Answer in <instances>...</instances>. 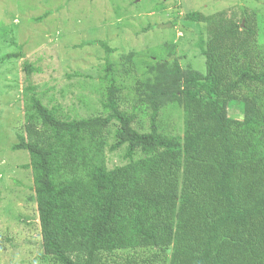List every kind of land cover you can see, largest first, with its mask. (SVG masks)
Instances as JSON below:
<instances>
[{
    "label": "trees",
    "instance_id": "1",
    "mask_svg": "<svg viewBox=\"0 0 264 264\" xmlns=\"http://www.w3.org/2000/svg\"><path fill=\"white\" fill-rule=\"evenodd\" d=\"M219 14H185L205 25L204 72H181L169 58L144 69L146 130L119 107L122 60H106L99 76L106 114L86 117L46 106L23 62L25 124L12 148L29 153L47 261L264 264V44L254 11ZM239 98L240 119L226 113ZM171 108L181 109V135L160 124ZM121 147L126 162L108 168L106 149Z\"/></svg>",
    "mask_w": 264,
    "mask_h": 264
},
{
    "label": "rangeland",
    "instance_id": "2",
    "mask_svg": "<svg viewBox=\"0 0 264 264\" xmlns=\"http://www.w3.org/2000/svg\"><path fill=\"white\" fill-rule=\"evenodd\" d=\"M243 9L254 11L257 40L264 44V0H0V264H52L41 245L32 173L25 166L29 153L12 148L25 124L23 62L34 67L31 80L46 106L56 105L66 117H86L106 114L99 76L106 60H122L115 69L119 107L136 111L132 125L146 130L144 69L169 58L181 72L205 71L198 47L205 25L185 14L224 11L228 18L234 12L240 20ZM242 111L240 98L226 106L227 115L238 119ZM159 119L167 132L182 134L181 109L161 112ZM123 151L106 149V166L125 163Z\"/></svg>",
    "mask_w": 264,
    "mask_h": 264
}]
</instances>
